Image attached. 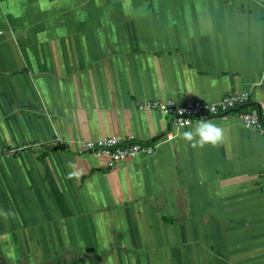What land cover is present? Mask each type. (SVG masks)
I'll use <instances>...</instances> for the list:
<instances>
[{
  "label": "crops",
  "instance_id": "obj_1",
  "mask_svg": "<svg viewBox=\"0 0 264 264\" xmlns=\"http://www.w3.org/2000/svg\"><path fill=\"white\" fill-rule=\"evenodd\" d=\"M233 92L264 122V0H0V264H264V136L138 109ZM120 135L156 151H72Z\"/></svg>",
  "mask_w": 264,
  "mask_h": 264
},
{
  "label": "built area",
  "instance_id": "obj_2",
  "mask_svg": "<svg viewBox=\"0 0 264 264\" xmlns=\"http://www.w3.org/2000/svg\"><path fill=\"white\" fill-rule=\"evenodd\" d=\"M263 1V0H260ZM248 92H233L224 95L219 102L204 104L199 101H186L179 104L173 100H147L141 101L138 109L141 111H158L167 117L170 126L182 128L194 125L199 119H212L215 117L227 118L236 116L244 126L253 128L264 136V122L260 110L255 108H242L250 100ZM174 135L168 134L167 139ZM60 149L70 150L65 141H57ZM157 145L141 143L134 135L109 136L95 140H85L77 144L72 150L77 156L91 155L102 159L107 169H112L118 164L135 160L140 156H152Z\"/></svg>",
  "mask_w": 264,
  "mask_h": 264
},
{
  "label": "clouds",
  "instance_id": "obj_3",
  "mask_svg": "<svg viewBox=\"0 0 264 264\" xmlns=\"http://www.w3.org/2000/svg\"><path fill=\"white\" fill-rule=\"evenodd\" d=\"M177 134L181 136L185 141L191 143L193 147L204 145H217L222 142L224 138V129L221 125L213 123L211 119L201 118L196 125L192 128L177 130ZM69 167L73 170L69 171L67 175L74 177L78 175V171L75 170L71 162Z\"/></svg>",
  "mask_w": 264,
  "mask_h": 264
},
{
  "label": "water",
  "instance_id": "obj_4",
  "mask_svg": "<svg viewBox=\"0 0 264 264\" xmlns=\"http://www.w3.org/2000/svg\"><path fill=\"white\" fill-rule=\"evenodd\" d=\"M250 106H252V104H251V103H247V104L242 105L238 110H240V109H242V108H248V107H250ZM163 135H164V134H163ZM163 135H160L159 137L153 139V141L159 140Z\"/></svg>",
  "mask_w": 264,
  "mask_h": 264
}]
</instances>
